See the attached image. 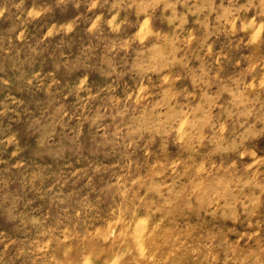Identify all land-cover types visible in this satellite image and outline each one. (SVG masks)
<instances>
[{
	"label": "rangeland",
	"instance_id": "374dc122",
	"mask_svg": "<svg viewBox=\"0 0 264 264\" xmlns=\"http://www.w3.org/2000/svg\"><path fill=\"white\" fill-rule=\"evenodd\" d=\"M0 264H264V0H0Z\"/></svg>",
	"mask_w": 264,
	"mask_h": 264
}]
</instances>
